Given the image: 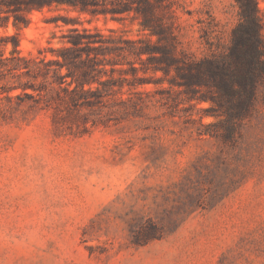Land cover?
Returning a JSON list of instances; mask_svg holds the SVG:
<instances>
[{
  "label": "rangeland",
  "instance_id": "obj_1",
  "mask_svg": "<svg viewBox=\"0 0 264 264\" xmlns=\"http://www.w3.org/2000/svg\"><path fill=\"white\" fill-rule=\"evenodd\" d=\"M181 1L173 20L183 49L209 58L207 24L228 32L237 9L232 0ZM258 6L264 20V0ZM154 15L168 21L166 11ZM27 17L20 30L12 18L0 28L17 34L22 56L55 59L50 50L70 27L63 19L148 39L134 13L45 8ZM159 57L100 56L94 79L112 85L94 84L99 97L79 111L56 100L50 78L0 73V264H264V85L249 117L225 116L205 83L186 88ZM21 84L36 88L25 91L33 98L8 92Z\"/></svg>",
  "mask_w": 264,
  "mask_h": 264
},
{
  "label": "trees",
  "instance_id": "obj_2",
  "mask_svg": "<svg viewBox=\"0 0 264 264\" xmlns=\"http://www.w3.org/2000/svg\"><path fill=\"white\" fill-rule=\"evenodd\" d=\"M232 1L237 9L236 24L226 32L213 21L209 22L205 32L211 55L193 61L183 49L179 26L173 20L176 9H183L181 0H0L2 29L7 28L12 18L13 27L20 30L28 26L30 22L27 16L32 12L56 8L91 16L134 13L140 17V30L148 31V39L126 41L122 36L103 35L98 29L77 28L76 19H63V25L70 27L59 37L61 47L50 50L55 59L41 56L45 51L39 52V56H22L17 49V34L0 35V73L32 80L50 78L49 84L56 100L79 111L90 102V96L99 97V89L94 88V84L105 88L112 85V81L102 83L94 79L98 67L104 66L100 56L106 58L117 49L139 59L143 55L159 53L163 71L169 73L174 70L184 80L186 88L205 83L203 85L213 93L211 101L225 116H229L233 110L237 117L247 118L255 110L259 86L264 85V20L258 0ZM157 10L166 11L167 22H156L154 14ZM58 19L53 17L50 21L58 27ZM111 33L116 34L114 31ZM151 36L156 37L158 46L155 48L151 46ZM8 44L12 45V50L10 56L6 57L3 50ZM116 44L124 45L117 47ZM63 69L67 71L65 74L61 73ZM130 69L134 70L133 67ZM110 71L122 72L114 68ZM67 77L71 79L70 82H67ZM30 87L36 91L34 86L21 84L8 92L21 89V94L15 98L19 99L21 95L33 98L25 92ZM12 98L7 97L9 100ZM120 103L125 104L123 101ZM53 117L55 124L56 117Z\"/></svg>",
  "mask_w": 264,
  "mask_h": 264
}]
</instances>
